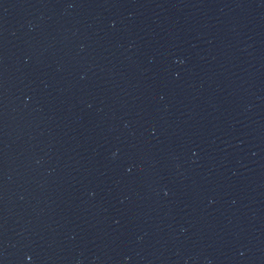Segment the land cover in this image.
<instances>
[{
  "label": "water",
  "instance_id": "95a60500",
  "mask_svg": "<svg viewBox=\"0 0 264 264\" xmlns=\"http://www.w3.org/2000/svg\"><path fill=\"white\" fill-rule=\"evenodd\" d=\"M0 264H264V0H0Z\"/></svg>",
  "mask_w": 264,
  "mask_h": 264
}]
</instances>
